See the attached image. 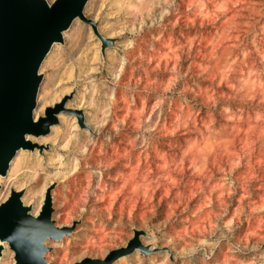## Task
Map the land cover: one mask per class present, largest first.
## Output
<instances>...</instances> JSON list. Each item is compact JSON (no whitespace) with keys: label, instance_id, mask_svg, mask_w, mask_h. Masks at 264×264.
<instances>
[{"label":"rangeland","instance_id":"374dc122","mask_svg":"<svg viewBox=\"0 0 264 264\" xmlns=\"http://www.w3.org/2000/svg\"><path fill=\"white\" fill-rule=\"evenodd\" d=\"M85 15L96 26L80 19L44 61L38 107L70 95L86 126L64 112L23 151V185L0 177L7 198L53 187L73 231L48 260L104 259L138 229L143 252L114 264H264V0H89ZM96 29L116 38L104 55ZM109 203L121 230L102 225Z\"/></svg>","mask_w":264,"mask_h":264},{"label":"water","instance_id":"95a60500","mask_svg":"<svg viewBox=\"0 0 264 264\" xmlns=\"http://www.w3.org/2000/svg\"><path fill=\"white\" fill-rule=\"evenodd\" d=\"M87 0H0V174H5L9 162L21 147L32 146L26 134H47L58 123L62 104L48 107L46 115L34 120L37 93L43 76L39 67L55 40H62L76 15L84 18ZM90 21V20H89ZM94 26L95 23L90 21ZM102 42V53L116 43L96 29ZM68 98V97H67ZM81 126H86L82 110L74 111ZM23 205L21 193L13 191L0 205V240L8 241L16 252L17 264H51L45 258L47 237L61 239L70 235L73 227H57L52 220L49 191L39 216L35 217ZM136 238L126 247L114 249L106 258H85L74 264H113L122 255L130 254L136 246L143 247ZM0 246V255H1Z\"/></svg>","mask_w":264,"mask_h":264},{"label":"bare ground","instance_id":"6f19581e","mask_svg":"<svg viewBox=\"0 0 264 264\" xmlns=\"http://www.w3.org/2000/svg\"><path fill=\"white\" fill-rule=\"evenodd\" d=\"M49 2H51V4L54 2V1H56V0H53V1H50V0H48ZM88 1L89 0H87V2H86V4H85V6H84V9H83V14H84V18H82L81 16H79V15H76L75 16V18H73V20H72V22H71V24L66 28V29H64L63 31H62V40L60 41V40H55L54 42H53V44H52V46H51V48L49 49V51H48V53L46 54V56L44 57V59H43V61H42V63H41V65H40V67H39V74H41L42 76H43V78H44V74L41 72V68H42V65H43V63H44V61L46 60V58H47V56L49 55V53L51 52V50L53 49V47L55 46V45H57L58 43H64L65 42V39H64V35H65V33L69 30V31H72L73 29L74 30H76V27H78L79 25H80V19H82L83 21H93L92 19H89L86 15H85V8H86V5H87V3H88ZM73 25V26H72ZM72 26V27H71ZM106 38H113V37H106ZM59 45H57V49H59ZM43 78H42V80H41V84H40V87H39V91H38V93H37V104H36V107L34 108V111H33V114H34V120L35 121H38L39 120V118L40 117H42V116H45L46 115V110H47V108L48 107H55L56 105H58V104H62V103H64V105H63V107H64V109L65 110H61L59 113H58V119H59V116H60V118L61 119H63L64 121H66V115H65V113H72V114H74L76 117H77V120H78V116L76 115V113H74V111H78V110H81V109H76V110H73L72 109V111H70L71 109H69V108H67L66 107V103H67V101L70 99V95H65L63 98H62V100L61 101H59V102H57V103H55L54 105H52V106H47L46 107V109H45V113H44V115H40L39 116V112L40 111H42L43 109H44V107L43 106H39L38 107V96H39V92H40V88H41V85H42V82H43ZM68 97V98H67ZM48 99V97H46V99H45V101L44 102H46V100ZM38 108V109H37ZM65 112V113H64ZM83 112V111H82ZM83 114H84V112H83ZM84 117H85V114H84ZM59 123V122H58ZM57 123H55V124H53V125H51V127H50V131H51V129H54V131L56 130V128H55V125H56ZM78 124L80 125V123H79V120H78ZM81 126V125H80ZM50 131H49V133H50ZM55 132H57V130L55 131ZM49 133H47V134H49ZM47 134H41V135H47ZM41 135H39V136H35V135H33V134H26V139L27 140H30V142H31V144H32V146H30V147H28V148H24V147H21L20 149H18L17 150V152L15 153V155L13 156V158L10 160V162H9V167H8V169H7V172L5 173V174H0V177L1 176H3V177H5L8 173H9V178H8V180H7V184H9L8 186H10V184H12L13 182H15L14 180H17L18 178H19V174H20V171L22 170V168H23V165L25 164V155L23 154V151H26V150H34V148L35 147H37V146H35L36 145V143L35 142H33V140L31 139V137H40ZM54 159V157H50V160H53ZM58 159L60 160V163L62 164V162H63V159H62V156L61 155H59L58 156ZM37 161V165L38 164H40V161L37 159L36 160ZM71 179V178H70ZM17 182H18V184L19 185H17V187H20V186H22L23 184L22 183H20V181L19 180H17ZM40 182H41V179L37 182V184H40ZM0 188H1V185H0ZM52 189H53V187H49L48 189H47V191H46V194H45V198H44V201H43V204H42V196H43V191H44V189L43 190H32V191H30L28 194L26 193L25 194V196H24V198L27 200V201H25L24 200V198H22L23 197V191H17V190H15V189H13L12 190V192L13 191H16V192H20L21 193V201L23 202V205H25V206H28V207H30L31 209L29 210V213H31L33 216H35V217H37V216H39L40 215V213H41V211H42V209H43V206H44V204H45V200H46V197H47V193H48V191H49V194H50V197H51V203H52V220H54L55 221V225L57 226V227H65V226H59L58 224H57V221L53 218V213H54V207H53V196H52V194H51V191H52ZM9 190H10V187H8V190H6V191H0V201H2V200H4V201H2L1 203H0V205L2 204V203H4V202H6L10 197H11V195H12V192H11V195H10V197L9 198H7V196H8V194H9ZM65 195V197L63 198V206H62V208L63 209H66V208H68V206H69V204H70V201H69V197L67 196V193H65L64 194ZM39 196V197H38ZM7 198V199H6ZM6 199V200H5ZM32 199H34L35 200V204L32 206V205H26L25 203L26 202H29L30 200H32ZM25 202V203H24ZM42 204V205H41ZM114 204L113 203H109V206L107 207V209H106V211H108L107 213L109 214V215H111V217L110 218H108L107 216H106V214H104L105 213V210L103 209V210H100L99 212L101 213L100 215H99V218H100V220H102V222H103V227H104V229L106 230V229H112L113 231H117L118 229H122V226H123V218L122 217H120L118 220L115 218V215H114V213H113V209H114ZM32 209H33V211H32ZM34 213H32V212ZM136 230H138V229H136ZM136 230H134L135 232H136ZM111 234V232H107L104 236H103V239H112L113 237L110 235ZM136 234V233H135ZM67 235V234H66ZM66 235H64L63 236V238L66 236ZM63 238H61V239H53V238H50V237H47L46 238V240H45V245L48 247V250H46V252H45V258L47 259V262L48 263H51V264H53L52 262H50L49 260H48V258H47V253L49 252V251H51V247L48 245V242L49 241H55V240H62ZM0 246L2 247L1 248V255H0V264H12L13 263V261H12V251H11V245H10V243L8 242V241H1L0 240ZM126 247V246H125ZM136 249H137V251L139 250V251H141V252H143L142 250L143 249H141V247H138V246H136L135 248H134V251H136ZM14 252H15V250L14 249H12ZM112 251V250H111ZM133 251V252H134ZM132 252V253H133ZM132 253H130V254H132ZM109 254V253H108ZM130 254H127V255H130ZM127 255H122V256H127ZM15 256H16V252H15ZM122 256H119L116 260H118L119 258H121ZM107 257V256H106ZM105 257V258H106ZM135 257H137L138 259H141L140 258V253L139 252H136V254H135ZM86 258H88V257H86ZM89 258H91V257H89ZM85 259V258H84ZM84 259H82L81 261H83ZM92 259H95V258H92ZM115 260V261H116ZM81 261H78V262H81ZM76 263V262H75ZM15 264H17V262H16V258H15ZM74 264V263H73ZM113 264H114V262H113Z\"/></svg>","mask_w":264,"mask_h":264}]
</instances>
